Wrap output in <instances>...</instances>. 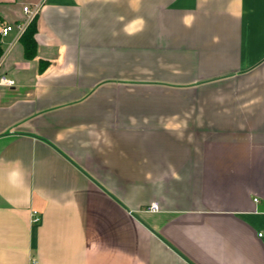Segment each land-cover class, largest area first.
<instances>
[{
    "label": "crops",
    "instance_id": "obj_1",
    "mask_svg": "<svg viewBox=\"0 0 264 264\" xmlns=\"http://www.w3.org/2000/svg\"><path fill=\"white\" fill-rule=\"evenodd\" d=\"M0 47V264H264V0H0Z\"/></svg>",
    "mask_w": 264,
    "mask_h": 264
},
{
    "label": "built area",
    "instance_id": "obj_2",
    "mask_svg": "<svg viewBox=\"0 0 264 264\" xmlns=\"http://www.w3.org/2000/svg\"><path fill=\"white\" fill-rule=\"evenodd\" d=\"M24 10L26 12L30 13V20H32L36 16V14L39 10V6H36L34 9H29V7H24ZM18 28H19L20 34H21L23 31V26L20 25V26H18ZM13 29H14V27L12 25H4L1 28V34L7 35ZM16 84H17V82L14 78H12L11 76L7 75L6 73H3L0 71V97H1L2 91L4 89L13 88L16 86ZM257 200L258 199H255V201H257ZM158 209H159V206L157 203H154L150 206V210H152V211H157ZM33 220L35 222H38L40 220V217L37 215V212H34ZM258 237L264 238V230H262L258 233Z\"/></svg>",
    "mask_w": 264,
    "mask_h": 264
},
{
    "label": "trees",
    "instance_id": "obj_3",
    "mask_svg": "<svg viewBox=\"0 0 264 264\" xmlns=\"http://www.w3.org/2000/svg\"><path fill=\"white\" fill-rule=\"evenodd\" d=\"M36 30H37L36 18H34L21 37L25 45V54L27 57H32L35 54L36 42L34 39V35L36 33ZM1 53H2V50L0 47V56H1Z\"/></svg>",
    "mask_w": 264,
    "mask_h": 264
},
{
    "label": "clouds",
    "instance_id": "obj_4",
    "mask_svg": "<svg viewBox=\"0 0 264 264\" xmlns=\"http://www.w3.org/2000/svg\"><path fill=\"white\" fill-rule=\"evenodd\" d=\"M9 180L13 184L17 183L18 181H21L22 180V171H21V169L20 168L13 169L9 173Z\"/></svg>",
    "mask_w": 264,
    "mask_h": 264
}]
</instances>
